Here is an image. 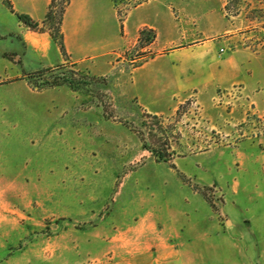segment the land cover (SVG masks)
I'll use <instances>...</instances> for the list:
<instances>
[{
	"label": "rangeland",
	"instance_id": "1",
	"mask_svg": "<svg viewBox=\"0 0 264 264\" xmlns=\"http://www.w3.org/2000/svg\"><path fill=\"white\" fill-rule=\"evenodd\" d=\"M64 1L40 31L55 32ZM9 5L0 0V264H264V3L96 0L94 37L64 55L57 34L44 51L28 47ZM142 22L158 26V42H171L180 61L207 51L225 63L218 81L148 116L123 93L133 67L153 56L132 36ZM71 71L84 76L73 90L82 111L63 91L28 89L78 80ZM63 103L83 134L66 146L53 133ZM90 106L99 109L84 112ZM193 153L198 168L183 159ZM182 184L209 204L193 200L199 219L188 224ZM194 231L211 234L188 244L179 233Z\"/></svg>",
	"mask_w": 264,
	"mask_h": 264
},
{
	"label": "crops",
	"instance_id": "2",
	"mask_svg": "<svg viewBox=\"0 0 264 264\" xmlns=\"http://www.w3.org/2000/svg\"><path fill=\"white\" fill-rule=\"evenodd\" d=\"M94 1L96 0H69L68 5L65 7L61 18L60 31L62 33V39L67 53L72 52V49L69 46L70 43L75 42L82 47V44L94 37L95 31L93 32V30H96L99 22L97 18L88 19L90 13L89 10ZM105 1L107 2L109 0ZM11 2L13 3V13H27L34 20L38 21L40 26H42V22L47 12L50 0H23L22 2L11 0ZM84 16L87 19H85ZM101 22L102 24H107V20ZM143 27L151 28L155 31V39L145 48L150 53H152L153 56L143 63L133 67L129 75V80L124 85L123 91L127 97L135 99L137 106L143 112L151 115L172 112L179 104L178 96L182 93H185L187 89H198V91L203 92L211 87L210 84H212V82L218 81L221 65H225V63L221 64L222 62L219 61L212 62L213 60L211 55L207 51L192 52L188 55L187 60L180 61V54L177 53L171 42L167 44H160L158 42L159 31L158 26L155 23L142 22L137 25L135 32L132 35L134 40L137 38L136 34ZM15 31L20 36H22L28 47H32L33 49L39 51H44L47 43L51 39L48 31H33L25 26L19 19L16 20ZM216 34L218 33H213V35ZM125 35H127L125 36L126 39L130 37L129 32H127V34L125 33ZM192 42L195 43L197 40H192ZM205 42L206 41H204V43ZM170 43L171 47H167ZM200 43L201 42H199V44ZM83 60H85V58L77 59L76 62L73 63H80ZM66 61L67 60H64L63 58L60 60L61 63H66ZM209 62H212L211 66L209 67L211 73L209 76L205 75V77H201L203 68H205V70L208 69L207 67ZM28 89L33 93H43L45 91H58L61 93L60 91H63L65 95L70 97L67 101H70L71 99L78 110L82 111L80 108V105H82L81 96L75 91L71 90L68 86L60 85L40 91H33L30 88ZM69 104L63 103L60 106L59 115L63 118V120L61 124L58 125L55 132H53L54 134L56 133L57 139L62 143L63 146L71 143L68 141L69 139H67L70 133L74 134L78 139L83 137L82 129L79 123L81 117L79 115L80 118L76 120V113L71 112L67 114L68 109L70 108ZM95 108L99 109V107L90 106L85 109L84 112L87 113L88 111ZM77 143L79 142L77 141ZM201 153L188 154L183 159L190 158L192 160L193 166L198 168L196 163H199L201 157L200 155H202ZM1 161L3 160L0 159V163ZM181 161L183 160L174 161V164L179 169V171L183 170L181 167ZM257 161L259 173H263V160L261 161L259 157ZM37 165L40 166L41 164ZM43 169L44 168L42 165L41 168H37V170ZM182 187L186 188V191L189 192V196L184 199L189 208H179H183L181 211L185 215L186 223L188 224L192 220L197 221L199 219V212H197L196 207L192 205L193 200L198 201L199 203L202 202V205L205 204L207 207H209V204L201 194L193 191V189H191V187H189L187 184H182ZM211 229L214 232V228L211 227ZM203 232L201 233L200 231H194L193 233H179L184 235L185 241L190 244L199 238L206 239L209 237L208 235L211 234L209 231Z\"/></svg>",
	"mask_w": 264,
	"mask_h": 264
},
{
	"label": "trees",
	"instance_id": "3",
	"mask_svg": "<svg viewBox=\"0 0 264 264\" xmlns=\"http://www.w3.org/2000/svg\"><path fill=\"white\" fill-rule=\"evenodd\" d=\"M54 1L55 0H50L47 12H46V14L44 16V19H43V22H42V25L44 24L46 19L51 18L52 14H53ZM260 1L264 3V0H260ZM68 3H69V0H65L64 1V6L61 9V16H60L59 21L57 22V26H56L55 32H52L51 30L48 31L50 37L53 40H55L56 34L59 36V38H60L59 50H60V52L63 55L65 54V50H64V44H63V41H62L63 40L62 39V33L60 31V24H61V18H62L63 12L65 10V7L68 5ZM9 9H10L11 12H13L12 8L10 7V5H9ZM15 15L29 29H31L33 31H40V23L38 21L34 20L29 14H27V13H15ZM155 36H156V34H155V31L153 29L143 27L138 32L137 41H139L142 38H144V40L147 42V44H149L155 39ZM48 70H51V69L49 68V69L40 70V71H38V73L42 74V73H44L45 71H48ZM71 74L77 75V76L79 75L78 80H74V79H72L70 77H67L65 75L60 76V77L59 76H55L51 81L46 82V84H45V86H43V88H50V87H55V86H60V85L66 84L72 90H77V88L81 84V80L80 79L81 78L83 79L84 76L78 74V72H76V71H71ZM24 75H26V74H24ZM147 115L150 116V117H157L156 115H151V114H147ZM139 139H140L144 149L149 150L150 152H153V150L149 149V147L147 146V144H146V142H145V140H144V138L142 137L141 134L139 135ZM169 155L170 154H166V155L165 154H161V153L158 154V156L163 158V160H165V161L169 160V157H167ZM171 166L174 167V165L172 163H171Z\"/></svg>",
	"mask_w": 264,
	"mask_h": 264
}]
</instances>
